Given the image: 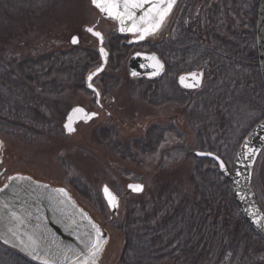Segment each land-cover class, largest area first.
<instances>
[{"label":"trees","instance_id":"obj_1","mask_svg":"<svg viewBox=\"0 0 264 264\" xmlns=\"http://www.w3.org/2000/svg\"><path fill=\"white\" fill-rule=\"evenodd\" d=\"M205 1L215 2L214 12L210 5L205 13L198 10L192 16L196 0H181L164 21L159 42L150 45L167 69L155 86L164 99L177 95L180 102L188 103L189 122L197 136L196 150L214 152L229 163L225 153L235 155L248 132L264 119V86L255 39L260 0L250 2L248 30L229 31V37L223 36L218 20L221 3L228 0ZM110 46L112 64L118 66L127 60L129 48L123 37L116 35ZM98 56L92 49L76 47L11 65L0 61V132L24 131L36 136L37 130L47 131L50 119L41 112L40 104L68 85L75 91L88 92L86 75ZM200 70L206 76L201 90L185 92L178 86L179 75ZM165 81L171 90L161 86ZM190 95L195 98L192 106ZM22 118L35 124L26 126ZM214 120L217 123L213 124ZM173 124L152 126L145 140L126 144L130 153L136 150L140 155H152L161 150L167 134L176 131ZM207 131L210 139L216 134L218 140L207 141ZM224 137L226 144L222 142ZM194 159L191 195L185 198L178 190L160 189L155 202L152 197L150 202L131 204L133 209L122 222L124 246L119 264H264V238L242 217L232 197L231 183L213 161ZM1 248L17 256L0 243Z\"/></svg>","mask_w":264,"mask_h":264},{"label":"rangeland","instance_id":"obj_2","mask_svg":"<svg viewBox=\"0 0 264 264\" xmlns=\"http://www.w3.org/2000/svg\"><path fill=\"white\" fill-rule=\"evenodd\" d=\"M250 2L228 0L221 3L223 7L218 20L224 37L230 36L229 31L248 30L251 23ZM195 3L192 16L198 10L201 14L205 13L210 5L212 12L215 11V2L207 4L205 0H196ZM98 14L91 0H0V61L11 65L23 59L69 51L76 48L71 43L73 36L79 38V47L97 51V39L84 29L98 22ZM97 29L105 35L107 44L117 34L116 26L105 19L100 21ZM128 58L119 67L109 64L105 71L104 78H114L105 87L102 100L111 116H107L106 110L97 108L95 96L87 90L75 91L73 86L68 85L62 93L51 95L44 104H40L41 112L50 119L47 131L37 130L39 135L36 136L24 131L0 132L6 147L3 165L7 167L6 176L24 172L38 180L64 186L73 192L78 203L98 224L105 225L109 241L98 264H119L124 246L125 226L122 222L127 212L132 211L133 202H150L152 197V200L158 199L154 196H158L160 189L178 190L185 198L193 193L190 177L196 164L192 152L196 150L197 136L189 122L188 103L180 102L179 98L177 101H166L159 91L151 90L146 95L142 93L143 86L129 76ZM99 65L100 60L93 64L89 73ZM95 84L103 89L100 79ZM169 84L165 81L161 86L169 88ZM193 97L190 95L191 106ZM77 106L98 112L102 117L78 126L74 134L68 135L63 126L66 115ZM22 119L26 121V126L35 124L27 118ZM170 122H174L172 126L176 131L167 134V141L161 150L152 155H140L136 150L130 153L126 144L144 140L151 126L166 127ZM212 122L217 123L216 120ZM176 132L182 136L179 137ZM205 135L209 142L218 140L216 134L211 140L209 131ZM223 141L226 144L225 137ZM225 157L232 166L235 155L227 151ZM253 175L252 185L264 208V153ZM132 183H143L144 191L139 194L128 192ZM105 185L119 196H125L116 215L103 195ZM17 256L1 248L0 264H27Z\"/></svg>","mask_w":264,"mask_h":264},{"label":"water","instance_id":"obj_3","mask_svg":"<svg viewBox=\"0 0 264 264\" xmlns=\"http://www.w3.org/2000/svg\"><path fill=\"white\" fill-rule=\"evenodd\" d=\"M176 3L177 0H175L172 8ZM149 7V4H145L144 8L136 10V17L143 16L144 12ZM98 11L100 13V19H107L114 22V25L118 26L120 35H135L128 31L121 32L119 21L108 18L104 13H101L99 9ZM256 18V49L258 53L259 70L264 86V0H260L259 2ZM131 23V21H127L128 26H130ZM87 29L88 28H86V31ZM92 29L95 32H99L94 28ZM90 34L94 36L92 33ZM101 35L103 36L102 33ZM97 40L99 42V57L102 59V63L98 68L102 67L103 71L95 75L93 81L105 71L109 58V53L104 47V36L102 43L98 38ZM78 43L74 45H77ZM101 48H103L106 53V60L101 56ZM153 56L162 63L159 56L156 54L137 53V55H133L128 65L131 73L130 76H145L150 79L156 78L157 76L159 77V74L162 72L155 74L154 61L150 59ZM94 72H96V69L92 73ZM133 73H135V75H133ZM192 73L198 74L200 82L190 88L181 85L180 77H188ZM203 82L204 73L200 72L185 73L178 77L179 85L187 91L201 89L204 84ZM88 84L89 81L87 77V86ZM92 85L93 87H88V89L94 92V88L96 90L95 93H99L97 99L100 100V91L96 88L93 82ZM77 108H83L84 112L75 113L74 109H76V107L73 108L69 113L66 123L70 124L75 131V125L77 123L81 121L88 123L98 116L94 112H88L84 107ZM85 113L89 114L91 117L87 121L84 119ZM66 131L67 134H70L67 129ZM248 133L249 134L241 143V146L236 153V158L231 170L225 164V161L215 153L197 150L194 151L192 155L198 159L212 160L217 164L218 171L231 183L233 192L232 197H234L241 214L249 226L264 238V209L261 206L253 185H251L253 183L252 174L254 173L257 160L264 150V119L259 121V123ZM221 162L225 164V169L223 170L219 167ZM135 184L143 185L144 189L143 183H132L130 185ZM105 186L103 187L102 192L107 201L106 203H108V199L104 193ZM57 189H61V187H53L48 183L38 182L30 176L13 175L10 177L3 188L0 189V241L11 249L17 250L27 257V259H30L37 264H78V261L82 264V261L86 256V246L88 245L90 238L95 237V230L93 228V225H95L100 229L103 240L106 241L103 246V251L98 258V264L109 241L107 231L97 224L89 212L76 202L67 189L62 188L68 194L67 199L59 195L56 192ZM108 189L116 196L109 187ZM127 191L139 194L144 190L142 192H133L128 186ZM116 198L117 201H119L117 196ZM119 206L120 202H118V207H110L114 215L119 211ZM16 217L19 219H16Z\"/></svg>","mask_w":264,"mask_h":264},{"label":"snow or ice","instance_id":"obj_4","mask_svg":"<svg viewBox=\"0 0 264 264\" xmlns=\"http://www.w3.org/2000/svg\"><path fill=\"white\" fill-rule=\"evenodd\" d=\"M174 3L175 0H92L93 6L99 9L101 13H104L110 19L119 21L121 32L128 31L133 34H138L140 40L145 39V37L148 35L154 34L163 26V23L170 13ZM145 4H149L150 7L144 12L143 16L137 18L136 10L144 8ZM127 21L132 22L130 26L127 25ZM87 31L97 37L101 43L103 42V36L101 33L95 32L92 28H88ZM72 43H78L77 38L73 37ZM100 53L101 56L106 60V53L103 48L100 49ZM150 59L154 61L155 74L163 72L164 65L155 56L151 57ZM101 71H103L102 67L97 68L96 72L88 76L89 88L93 87L92 82L94 76ZM133 75H135V73H133ZM199 82L200 79L196 73H192L188 77H180L181 85L186 88L194 87L195 84H198ZM93 91L95 92L96 90L93 88ZM96 94L99 96L98 92ZM74 112L83 113L84 109L76 108L74 109ZM90 118L91 117L89 114H84L85 121ZM65 128L69 131V133L75 131V129L71 127L70 124H66ZM0 147H2V145H0ZM219 167L223 170L225 169V164L221 162ZM129 188L133 192L143 191V185L140 184L129 185ZM56 192L64 198H68V194L64 191V189H57ZM104 193L108 199L109 206L112 208L118 207L116 196L109 191L107 186L104 188ZM16 219L19 218L16 217ZM93 228L95 230V237L90 238L89 243L86 246V256L83 259L82 264H97L98 258L103 251V246L106 243V241H104L102 238L100 229L95 225H93ZM78 264H81V262L78 261Z\"/></svg>","mask_w":264,"mask_h":264},{"label":"flooded vegetation","instance_id":"obj_5","mask_svg":"<svg viewBox=\"0 0 264 264\" xmlns=\"http://www.w3.org/2000/svg\"><path fill=\"white\" fill-rule=\"evenodd\" d=\"M102 19H100V21H101ZM100 21H99V23H100ZM96 25V24H95ZM92 27H94V26H92ZM98 28V27H97ZM96 28V29H97ZM87 32V31H86ZM158 32V31H157ZM157 32H155L154 34H152V35H148V36H146L145 37V39H143V40H140L139 39V36H138V34H135V35H121L122 37H123V41L126 43V45L128 46V48H129V52L127 53V58H128V61H127V66L129 65V61H130V59H131V57L134 55V54H137V53H139V52H144V53H148V54H157V52H155V51H152L151 50V48H150V45H153V44H157V42H158V33ZM88 33V32H87ZM111 44L110 43H108L107 44V42H105V46H106V49H107V51L109 52V64H110V58H111V46H110ZM133 51V52H132ZM99 60H100V62H101V58H99ZM98 60V61H99ZM108 64V65H109ZM129 67V66H128ZM129 69V68H128ZM130 75V74H129ZM104 76H105V73L104 74H102L101 76H99V77H96V79L94 80V84L96 83V80H99L100 79V81H102V83H103V89H100V88H98V86H96V84H95V86H96V88H98L99 89V91H100V100L99 99H97V94L95 93V92H91L90 90H88V92L91 94V95H93V96H95V99H96V104H97V108H99V109H101V110H106V112H107V116L109 117V116H111V114L108 112V109H105L106 108V106H105V103L102 101L103 100V97H104V95H105V93H106V89H105V87L108 85V83L110 84V82H111V80H113L114 78H104ZM130 78L131 79H133L134 81H135V83L136 84H138V85H140V86H143V90H142V93H147L148 91H151V89H152V91L153 92H156V93H158V87L157 86H155V84L156 83H158V77L157 78H152V79H150V78H147V77H145V76H142V77H139V76H135V77H131L130 76ZM108 80V81H107ZM106 85V86H105ZM153 86V87H152ZM169 90H171L170 88H169ZM154 94V93H153ZM146 95V94H145ZM153 98H154V96H153ZM156 98H157V95H156ZM177 99H178V97L177 96H175V97H173V96H171L170 95V98H167V100L166 101H177ZM85 108V107H84ZM73 109V108H72ZM71 109V110H72ZM71 110H70V112H71ZM86 110H87V108H86ZM89 112H94V111H90V110H88ZM69 112V113H70ZM69 113L66 115V119H65V122H64V130H65V133L67 134V131H66V128H65V125H66V123H67V120H68V117H69ZM97 113V117L95 118V119H93L91 122H94V121H97L99 118H101L102 117V114H100V113H98V112H96ZM85 124H87V123H85ZM80 125H84V122H80V123H78V124H76L75 126H76V129H77V127L78 126H80ZM154 126V125H153ZM152 127V126H151ZM150 127V128H151ZM149 128V129H150ZM147 131H148V129H147ZM146 131V132H147ZM145 137H146V135H145ZM144 137V138H145ZM145 140V139H144ZM0 141H1V143H0V145H2V147H0V189L1 188H3V186L7 183V181L9 180V178L10 177H12L13 175H24V176H30V177H32L34 180H36V181H40V182H46V183H49V182H47V181H44V180H41V179H39L38 180V178H35L33 175H30V174H27V173H24V172H16V173H12V174H8L7 176L5 175L6 173H7V167L6 166H3L4 165V160H5V151H6V147H5V144L3 143V140H1V138H0ZM53 186V185H52ZM55 187H63V188H65L64 186H61V185H54Z\"/></svg>","mask_w":264,"mask_h":264}]
</instances>
